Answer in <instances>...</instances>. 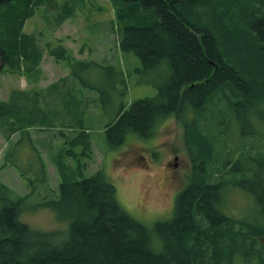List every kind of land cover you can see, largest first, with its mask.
I'll use <instances>...</instances> for the list:
<instances>
[{"label": "trees", "instance_id": "obj_1", "mask_svg": "<svg viewBox=\"0 0 264 264\" xmlns=\"http://www.w3.org/2000/svg\"><path fill=\"white\" fill-rule=\"evenodd\" d=\"M109 1L124 11L108 26L116 31L121 54L133 56L132 66L121 69L118 64L77 59L61 39H49L41 47L38 36L25 33L23 26L35 13H47L50 5L52 9L54 0H0L1 70L35 76L46 52L69 68L72 83L96 94L91 102L88 98L87 107L103 101L105 88L113 96L110 105L126 94L128 84L135 86L154 72L158 94L153 100L160 105L151 108L152 98L142 97L129 109L121 106L102 125L103 143L112 149L130 135L146 137L157 123L174 115L188 144L199 145L195 179L178 195L170 220L147 226L123 209L104 167L85 176L93 159V135L82 124L73 89L60 92L58 84H50L40 90H11L0 100V134L7 142L33 126L51 130L58 117L56 100L62 107V139H55L52 154L49 146L50 160L45 153L60 177L58 198L50 206L59 216L71 218L61 232L32 230L19 220L23 199L10 198L0 184V264H233L235 252L246 257L245 264H264V183L257 179L264 159L259 160L255 144L247 142L253 146L245 159L256 163L248 172L256 173L246 180L250 184L232 178L233 165H220L222 151L209 136L215 130L213 119L224 121L249 105L257 110L264 106V0ZM80 6L83 0H62L52 17L56 25ZM128 13L138 22L130 23ZM80 67L87 70L85 75L77 72ZM253 135L257 137L255 131L247 136ZM40 160L43 179L46 169ZM30 184L38 189L35 182ZM233 189L253 192L258 210L253 216L225 214L222 199Z\"/></svg>", "mask_w": 264, "mask_h": 264}, {"label": "rangeland", "instance_id": "obj_2", "mask_svg": "<svg viewBox=\"0 0 264 264\" xmlns=\"http://www.w3.org/2000/svg\"><path fill=\"white\" fill-rule=\"evenodd\" d=\"M54 1L56 4L52 9L50 5L47 13L44 11L35 13L23 26L25 33L38 36L37 42L41 47L49 39H61L63 45L77 59L94 60L102 66L118 64L121 69H125L126 64L133 65V56L121 54L116 31L113 32L108 26L109 20L115 21L118 15L124 14L120 6L118 8L113 6L109 0H83V6L74 8V16L57 26L52 17L56 10L60 11L58 4H61L62 0ZM44 14L47 18L43 17ZM132 14H129V22H138L139 19H135V14ZM39 33L43 35L39 36ZM86 71L85 68H77V72L81 75H85ZM69 73L67 66L55 62L44 52L35 76L12 73L6 69L0 71V100L5 101L11 90L27 91L32 88L40 90L50 84H58L60 92L65 88L69 90L72 88V95L81 104L83 116H79L84 120L82 124L93 135V159L88 163L89 171H85V176H90L94 171L104 167L109 174L108 178L116 188L118 201L128 214L147 226L170 220L178 195L195 179L194 164L199 154L198 143L190 144L195 145L193 147L188 144L187 134L174 115L157 123L147 137L130 135L124 143L112 149L107 148L103 143L102 125L106 124L121 106L129 109L135 100L142 97L152 98L149 104L151 108L160 105L159 101L153 100L158 94L157 87L153 85L158 80L155 73L145 76L148 77V82L144 78L135 86L132 82L128 84L126 94L123 93L122 96L112 100L110 105L109 99L113 96L109 89L105 88L107 93L101 98L103 101H98V105H92V102L89 107L86 105L88 98L91 102L97 96L92 91H86L78 83L76 85L72 83ZM94 81L100 82V80ZM60 85L63 87L61 88ZM58 104L59 101L56 100L53 108L56 109L58 117L51 130L42 131V127L33 126V129H26L21 136L20 133L14 134L9 142L0 134V184L10 198L23 199L24 207L19 220L32 230L46 233L64 231L71 218L59 216L58 210L50 206V201L56 200L59 195L60 177L53 163L48 162L49 146L51 145L52 154L58 143L55 139L58 140V137L62 139L59 135L58 123L64 119L59 116L62 107ZM254 109L256 112H253ZM260 111H264V106L258 107L257 110V107L249 105L241 110L239 115H228L224 121L213 119L212 127L215 130L209 136L212 139L214 137L218 148L222 151L218 159L221 160L220 165L227 162L228 165H233L235 171L229 172L230 177L238 178L240 181L249 180V175L251 174L252 178V174L256 173V170L248 172V169L256 163L245 159L246 150L253 146L248 145L247 142L251 141V144H255L257 158L264 159V115ZM249 118H253L255 124L250 123ZM253 131L257 133V137L255 135L248 137L247 135ZM24 135H27L32 142L26 138L22 139ZM10 144H13V149L8 150ZM33 145L41 154L32 148ZM225 145H228V148H223ZM45 152L48 154V159ZM38 155L45 164L43 179L40 167L42 160ZM174 157H176L175 161ZM207 157L201 160H206ZM242 169L244 172L237 175L236 171ZM259 181L264 183L262 172ZM30 182L40 186L36 185L38 189L32 188L33 183ZM247 184H250V181ZM254 197L253 192L250 191L238 189L229 191L222 199L225 214L228 213L235 218L253 216L258 211L254 205ZM245 258L235 252L232 263L245 264L242 261ZM249 262L255 264V261Z\"/></svg>", "mask_w": 264, "mask_h": 264}, {"label": "bare ground", "instance_id": "obj_3", "mask_svg": "<svg viewBox=\"0 0 264 264\" xmlns=\"http://www.w3.org/2000/svg\"><path fill=\"white\" fill-rule=\"evenodd\" d=\"M261 172H262L263 177H264V170L262 169V170H260V171L258 172L257 179H260Z\"/></svg>", "mask_w": 264, "mask_h": 264}, {"label": "water", "instance_id": "obj_4", "mask_svg": "<svg viewBox=\"0 0 264 264\" xmlns=\"http://www.w3.org/2000/svg\"><path fill=\"white\" fill-rule=\"evenodd\" d=\"M2 68V61H1V59H0V69Z\"/></svg>", "mask_w": 264, "mask_h": 264}, {"label": "flooded vegetation", "instance_id": "obj_5", "mask_svg": "<svg viewBox=\"0 0 264 264\" xmlns=\"http://www.w3.org/2000/svg\"><path fill=\"white\" fill-rule=\"evenodd\" d=\"M175 158V157H174ZM175 161V159H173Z\"/></svg>", "mask_w": 264, "mask_h": 264}]
</instances>
